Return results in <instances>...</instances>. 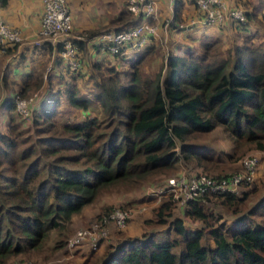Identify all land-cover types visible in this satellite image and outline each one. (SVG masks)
I'll return each instance as SVG.
<instances>
[{
  "label": "trees",
  "instance_id": "trees-1",
  "mask_svg": "<svg viewBox=\"0 0 264 264\" xmlns=\"http://www.w3.org/2000/svg\"><path fill=\"white\" fill-rule=\"evenodd\" d=\"M262 1L236 0L246 21L230 25L246 32L224 53L218 52L217 37L198 42V51L174 41L161 54L158 69L145 75L141 63L156 51L151 39L130 53L111 56L124 65L121 72L102 61L92 64L98 74L88 76L91 98L76 94L73 82L81 77V66L61 70L57 57L51 72L43 75L44 59L21 76L19 88L0 98V110H13L17 118L6 114L0 130V264L40 251L48 239L50 250L61 248L72 215L113 185L135 187L150 174L172 173L179 161L220 178L241 169L238 157L245 150H264V38L256 40L257 33L246 28L253 19L264 25ZM181 5L182 0H174L169 31L182 21ZM125 12L130 17L124 20L118 13L115 20L124 21L114 30L138 21ZM77 43L82 51L83 41ZM34 48L50 50L45 43ZM21 55L12 56L11 65L18 67ZM8 66L0 78L3 87L6 77L14 79ZM54 71L61 80L54 94L64 92L70 105L81 109L96 101L99 115L88 112L58 125L53 107L39 112L35 106L26 116L17 112L13 96L45 86ZM216 127L229 141L224 156L202 141ZM249 185L235 194L205 193L178 207L199 227L187 225L172 210L174 202L162 199L152 213L164 228L120 241L100 264H264V194L252 207L239 209L251 193ZM216 203L233 216L230 222L219 221L210 210ZM108 211L103 206L95 217Z\"/></svg>",
  "mask_w": 264,
  "mask_h": 264
},
{
  "label": "rangeland",
  "instance_id": "rangeland-1",
  "mask_svg": "<svg viewBox=\"0 0 264 264\" xmlns=\"http://www.w3.org/2000/svg\"><path fill=\"white\" fill-rule=\"evenodd\" d=\"M79 4L81 8L82 6H86L87 1H83ZM99 5L100 6L98 7L96 6V9L99 10L101 18L109 16V11L115 12L116 8L106 6L103 0H100ZM192 7L195 8L193 5ZM71 12L72 11L69 10L70 15ZM120 13H122L121 16L124 20L130 17H128V15L126 14L124 7L119 10V14ZM168 18L169 14L162 19L160 18L161 20H159L158 22H156V20L149 21L151 22V24H155L157 26V36L156 38L152 39V42L154 43L152 45H154L156 51L154 52L153 56H147L141 63V71L145 75H152L153 72L158 69L159 63L161 61V54L166 53V50L169 49L171 43H173L174 41L176 43L180 42V45L183 43L185 45L187 44L189 46H193L198 51V42L217 37L220 40L218 47L219 53H224L227 48H232L235 44H239L242 42L239 36L240 34H242L241 31L244 30L226 27V31L224 30V32H222L223 34L221 33V31L223 30L221 29L220 32H218L219 34L216 33L204 35L201 33H196L194 29L195 24H191L190 21L187 19L185 21H181V24L183 26L181 28L178 27L179 29L177 28L173 34H170V32L163 34V26L165 24V21L168 20ZM123 19H113L112 22L114 23H112L111 21L108 22H111L110 24L112 26L115 24H120L124 21ZM250 22L252 24L251 31L257 33V37H255L256 40H258L259 38H264V25L262 23H259L256 19L250 20ZM110 24L107 23L99 28H104L105 26H109ZM227 25L231 26L229 22H227ZM72 32L74 33L73 30ZM83 32L85 31L83 30ZM100 54L104 55V57H102V59L100 60L103 64H111L110 66L115 67L118 72L124 70V65L120 64L119 62L114 63L112 61V57L108 56L107 54ZM130 55L133 56L132 53ZM82 56L84 60L86 59V61H89L87 59L88 56H86L85 54V50L83 51ZM48 59L46 60V63L49 64L51 62V58ZM94 60H97V58H94L92 61ZM11 61H13L12 57L9 58V61H7L6 63L1 60L0 78L2 71H7V69L5 68H7L8 65L10 66V69L12 68V73L16 71L17 66L11 65ZM44 66L45 70L43 72V75L46 74V71L51 72V68L46 70V65ZM88 67L85 69H81V77H78L77 81L73 83L76 85L77 88L76 94H78L79 96L82 95L87 98H91V95L88 90V88H90L91 86L90 84H85V82L89 80L88 76H90V74H98V71L94 70L93 68L89 69ZM91 67L92 66L90 65V68ZM58 74L59 73H57V71H54L52 74L49 75V80H47V84L45 86L43 82L40 86H38V88H31L25 91L24 94H22L27 96H30L33 93H37V96L41 94L40 98L35 100L34 102V107L37 106L36 111H41V109L43 108L50 109L51 107H53L55 112L54 122L58 125L64 121H77L78 119L83 118L84 115H86L88 112H95L97 115H99V107L96 101L90 102L86 109H81L70 105L67 96L64 94V92H60L57 94H54L52 92V94H48L49 91H55L57 86L60 85L61 80L59 79ZM18 76H20V73L16 74L15 78L13 77V82H11V79H9L10 77H6L7 87H3V84L0 83V98L4 97L8 93H11L10 91L14 92L19 88L20 84L18 81L21 77ZM84 76L85 78L82 80V77ZM118 76L120 79H122V74L119 73ZM6 114L7 117L13 116V121L14 119H17L13 110H0V130L4 129L3 124L4 121L7 119ZM90 116L92 115L90 114ZM216 128L217 129L205 135L202 141L210 144V146L215 149V154H217L218 152V154L224 156V154L227 153V151L229 150V141L226 135L222 133L218 129V127ZM36 130L39 129H36L34 127V131H32L36 132ZM245 157H254L256 159V166L254 177L249 185V187L252 189L251 193L245 198V202L239 206V209L242 210H246L247 208L252 207V205L256 203L258 198H260L262 194H264V150L249 148L245 150V152L239 154V162ZM238 159L237 161L232 163L233 167L237 165ZM193 168V164L179 161L177 169L174 170L172 173L168 172L150 174L144 179H142V181L135 187H126L125 184H117L111 186L106 190L100 191L92 202L84 205L79 212L72 215L67 231L65 232V244L61 248L50 250L49 247L51 245V239H48L47 242L44 243L40 251H29L27 255L24 253H19L15 256L10 257L4 264L14 261H24L28 262L29 264H100L101 261L105 258V256L111 251L113 246H115L120 241L127 238L140 237L143 234L149 233L151 230H161L162 228H164V225H158L153 221L154 219L152 210L159 204L162 199H169L170 201H172V199L169 192L159 193L158 189L162 188L166 180L170 177H174L179 174L190 176L196 172L204 173L203 171L195 172V170H192ZM196 170L201 169L196 168ZM209 174L210 173H208V175ZM103 206H109V210L114 208L124 211L127 214L125 224L123 226H116L114 223L109 221L104 225L103 236L99 235L98 238L94 241L91 239V236H84L83 238L78 239L75 242L73 241L72 244L69 245L68 241L74 239L77 230L88 229L92 227L91 224L97 218L95 216L101 211ZM172 207V210L174 211L175 215L182 216L180 213V208H178L179 205L177 203L174 202L172 204ZM209 207L211 211L216 212V214L220 216L219 221L230 222V220H232L233 216L228 210L224 209L221 205L216 203L212 206L210 205ZM183 219L187 223V225L195 227H199L201 225L199 221L189 220L185 217H183Z\"/></svg>",
  "mask_w": 264,
  "mask_h": 264
},
{
  "label": "built area",
  "instance_id": "built-area-1",
  "mask_svg": "<svg viewBox=\"0 0 264 264\" xmlns=\"http://www.w3.org/2000/svg\"><path fill=\"white\" fill-rule=\"evenodd\" d=\"M169 1V9L172 10L174 0ZM196 10L197 23L204 25H222L226 19L235 24H244L246 21L244 8L239 3L227 6L224 0H190ZM124 9L132 16L139 17L133 25L118 29L102 31L96 34H87L79 31L72 32V23L66 0H41V10L39 15V26L31 44L34 47H40L47 43L54 57L61 61V69L69 71L76 70L81 64V51L78 47V40L89 42L93 48L100 53L113 56L117 54H126L135 48L146 46L149 40L156 38L157 26L151 24L155 10L154 0H125ZM261 15L264 18V7L261 9ZM172 16L169 14L165 21L163 32L169 30L168 23ZM142 19V20H141ZM149 19V21H148ZM192 24L193 22L190 21ZM183 25L178 24L181 28ZM22 36L18 29L8 26L0 20V45H12L19 43ZM48 70L50 65L46 66ZM41 95V94H40ZM37 93L30 96H19L15 94L12 98L14 109L23 116L29 115L34 107L35 100L40 98ZM241 169L232 174L220 178H213L205 173H193L190 176L183 174L170 177L166 180L158 192H169L173 202L182 207L186 201L197 196H203L205 193L222 194L237 193L243 185L251 183L256 166L254 157H245L241 159ZM156 193V192H154ZM127 214L120 209H111L103 213L91 224V228L77 230L72 242L91 236L94 241L98 236H103L104 225L112 222L116 226H123L126 222ZM7 264H29L28 262H9Z\"/></svg>",
  "mask_w": 264,
  "mask_h": 264
},
{
  "label": "crops",
  "instance_id": "crops-1",
  "mask_svg": "<svg viewBox=\"0 0 264 264\" xmlns=\"http://www.w3.org/2000/svg\"><path fill=\"white\" fill-rule=\"evenodd\" d=\"M83 1H87L86 6H82L80 8V4ZM106 4V6L109 7H115V12L109 11V16L105 18L100 17V12L98 9H96V6H100L99 2L100 0H66L68 9L71 12L70 18H71V23H72V30L75 32L78 31H86L87 29H93L94 34L102 32V31H108V30H114V27H116L119 24H115L111 26V22L109 23L108 21H112L118 16L119 10L124 7V0H103ZM155 1V10L153 14V20H156L158 22L168 14H170L173 17V5H172V10L169 9V1L168 0H154ZM225 4L227 6H230L231 4L236 3V0H224ZM260 9L264 7V0L262 1L260 5ZM40 10H41V0H3L2 3H0V20L7 24L8 26L14 27L19 30L22 40L19 43H16L12 46L10 45H5V46H0V65H1V60H3L4 63L9 61V58L14 56L15 54L18 55L21 53L22 59L19 62L18 67L16 68V71L12 73V77L15 78V75L20 73L21 77L23 74H25L27 71H29L32 68H37L41 61L44 59L54 58V52L52 51L51 47L45 43V45H48L50 50L49 53L47 51L40 52L38 49L34 48V46L31 44V39L34 37V34L36 30L38 29L39 26V15H40ZM179 14L180 18L182 21H185L186 19L193 22L195 24V31L196 33H201V34H219L220 30L222 29L224 32L226 27H231L228 26L227 22L231 24V21L226 19L222 25H204L197 23V16H196V10L192 7L191 1L189 0H182V5L180 6L179 9ZM70 14V13H69ZM258 17V14H257ZM161 18V19H160ZM101 21H100V20ZM137 20V18H136ZM142 20V19H141ZM149 21V19H148ZM155 22V21H154ZM110 24L109 26H105L104 28H99L104 26L105 24ZM114 23V22H112ZM181 23V21H180ZM225 25V26H224ZM251 22L249 21L248 25L246 28L251 30ZM193 29V30H194ZM219 29V30H218ZM226 31V30H225ZM170 34L174 33L175 30L169 31L167 33ZM240 32V31H239ZM246 32L244 31H241ZM163 34H166L163 32ZM223 34V33H222ZM84 47L83 50L81 51V69L90 68V65L98 63L102 57H104L103 54H100L99 51L95 50L92 46L91 43L89 42H83ZM10 52L8 53V50ZM85 50V54L87 59L90 61L84 60L82 53ZM7 52V53H6ZM11 56V57H10ZM100 57V58H99ZM111 57V56H110ZM94 58H97V60L92 61ZM99 59V60H98ZM85 61V62H83ZM49 62V59H48ZM89 62V63H88ZM39 64V65H38ZM46 66L48 63H45ZM90 64V65H89ZM51 67V62L48 64ZM63 70V69H61ZM52 74V73H51ZM51 78V77H50ZM85 78L82 77V80ZM89 79V78H88ZM60 82V81H59ZM90 84L91 81L90 79L85 82V84ZM48 94H52V91H49ZM3 111V110H2Z\"/></svg>",
  "mask_w": 264,
  "mask_h": 264
}]
</instances>
